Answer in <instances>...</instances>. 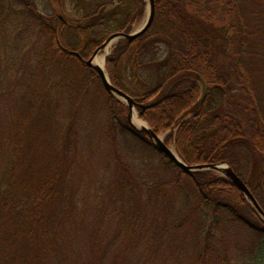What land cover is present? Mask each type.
Instances as JSON below:
<instances>
[{
  "label": "trees",
  "instance_id": "trees-1",
  "mask_svg": "<svg viewBox=\"0 0 264 264\" xmlns=\"http://www.w3.org/2000/svg\"><path fill=\"white\" fill-rule=\"evenodd\" d=\"M49 3L52 12L44 14L35 0H0V34L5 23H14L18 31L31 30L40 38V47L30 45L34 58L27 70V95L39 99L32 96L29 107L38 102L69 105L74 145L83 128L79 110L84 97L94 79L99 81L93 100L109 97L104 106L112 114L106 127L123 176H118L116 189L125 225H135V204L129 200L139 181L123 168L115 144L118 133L134 136L161 156L170 177L163 181L161 173H152L146 189L154 208L158 206L161 229L174 228L193 238L197 257L192 264L214 258L228 264L220 247L226 253L229 240L241 234L251 254L245 264H264V220L239 187L214 170L187 173L179 168L145 132L123 119L126 104L105 90L96 70L85 62L111 34L136 29L146 14V0ZM155 5L150 28L132 42L120 39L108 56L112 83L139 103H153L140 108V116L158 134L168 132L165 142L175 145L187 164L228 161L264 210V0H155ZM200 76L209 85L205 98ZM55 91L64 93L56 100ZM40 120L31 117L20 132L10 129L12 152L6 163L0 160V264H65L56 257L58 221L68 209V160L63 164L39 157L37 148L48 133ZM65 140L67 152L68 132ZM168 195L171 201L182 198L184 212L165 222L173 211L168 209L173 201L167 207Z\"/></svg>",
  "mask_w": 264,
  "mask_h": 264
},
{
  "label": "rangeland",
  "instance_id": "rangeland-1",
  "mask_svg": "<svg viewBox=\"0 0 264 264\" xmlns=\"http://www.w3.org/2000/svg\"><path fill=\"white\" fill-rule=\"evenodd\" d=\"M35 1L42 13L51 14L49 0ZM145 17L146 14L137 23V27L144 22ZM14 25L5 23L4 35L0 34V160L6 163L12 152L11 131L14 130L10 129L15 127L20 132L21 129L28 128L31 117L41 119V126L48 131L45 144L42 148H37L39 157L60 159L63 164L68 160L65 194L68 209L58 221L61 236L57 245L60 251L56 259L60 257L65 264H192L197 257L193 238L186 233L178 234L174 228L161 229L156 222L158 206L154 208L156 202L151 201L146 189L152 173H161L163 181L170 177L163 170L161 156L130 134H116L115 144L120 159L125 163L123 168L129 169L128 177L139 181L129 203L135 204L136 214L137 209H140V213L134 215L135 225L130 229L125 225L126 219L122 212L124 204L116 189L117 182H120L118 176H122L119 172L120 163L107 135L106 125L112 113L104 104L109 97L103 95L100 101L94 102L93 97L99 92L100 86L99 81L94 79L88 95L84 97L85 104L79 110L83 128L74 145V138L68 131L73 125L69 105L58 106L54 102L41 106L38 102L35 108L29 107L32 96L33 100L39 99L32 94L29 97L27 95V70L34 58L30 45L32 48L40 47L42 41L29 33L31 30L24 33ZM105 54L102 51L98 56ZM63 93L55 91L53 95L57 100L58 95ZM125 106L121 114L123 113V119L127 122L128 106ZM93 112L94 115L91 114ZM137 114L140 119L146 120L140 116V108L137 109ZM66 130L69 147L67 152L64 143H67ZM167 133L159 135L165 140ZM168 145L177 151L175 145ZM172 201L168 195L167 207L170 205L168 209L172 208L173 211L166 216L168 219L165 222L183 215L182 198L175 196ZM240 236L242 237L236 236V239L229 240L226 253L220 247V253L228 264H245L247 256L251 255L244 247L245 236ZM207 264L221 263L214 258Z\"/></svg>",
  "mask_w": 264,
  "mask_h": 264
},
{
  "label": "water",
  "instance_id": "water-1",
  "mask_svg": "<svg viewBox=\"0 0 264 264\" xmlns=\"http://www.w3.org/2000/svg\"><path fill=\"white\" fill-rule=\"evenodd\" d=\"M147 6H146V17L144 22L137 27L135 30H133L130 33L126 32H115L111 34L104 42L103 44L95 51V53L88 59L85 60L86 64L89 67H92L96 72L98 73L100 80L105 88V90L112 95L113 97L123 101L128 106V114L127 118L130 123V125L140 131L145 132L152 143L162 152L164 153L170 160H172L179 168H181L183 171L187 173H193L195 171H201V170H214L218 173H221L223 176L231 180L233 183H235L239 189L244 193L245 197L249 200V202L252 204L255 211L262 217L264 220V210L250 191L247 184L244 182V180L234 171V169L231 167L230 163L226 160L214 162V163H206V164H187L182 157L178 154V152L172 147L169 146L164 138L159 135L146 120L140 119L139 114H137V109L142 108L145 110L146 108L153 105V103L150 104H143L137 102L130 94L125 92L124 90L120 89L116 85L112 83V80L110 78V75L106 69V63L107 58L111 54L112 49L117 44V42L120 39H125L127 42H132L136 38L142 36L152 25L155 14H156V5L155 0H146ZM111 49V50H110ZM102 51H105L106 54L104 56V63L105 68L101 67L100 65L95 63V59L97 58L98 54ZM74 55H76L79 58H82L80 53L78 51L73 52ZM200 80L204 84V98L206 97L209 85L206 82L204 78L201 76L199 77ZM138 117L143 123L138 126L136 125L134 119Z\"/></svg>",
  "mask_w": 264,
  "mask_h": 264
},
{
  "label": "bare ground",
  "instance_id": "bare-ground-1",
  "mask_svg": "<svg viewBox=\"0 0 264 264\" xmlns=\"http://www.w3.org/2000/svg\"><path fill=\"white\" fill-rule=\"evenodd\" d=\"M95 63L100 65L101 67L105 68V63H104V56H97V58L95 59ZM136 125L140 126L143 122L138 118L136 117L134 119Z\"/></svg>",
  "mask_w": 264,
  "mask_h": 264
}]
</instances>
